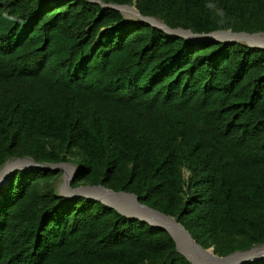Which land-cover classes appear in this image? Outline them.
<instances>
[{"label":"trees","instance_id":"trees-1","mask_svg":"<svg viewBox=\"0 0 264 264\" xmlns=\"http://www.w3.org/2000/svg\"><path fill=\"white\" fill-rule=\"evenodd\" d=\"M101 1L195 33H264V0ZM9 159L71 163V187L133 193L217 256L255 250L264 48L171 37L91 0H0V168ZM61 174L17 170L0 187V264H193L165 228L60 196Z\"/></svg>","mask_w":264,"mask_h":264},{"label":"bare ground","instance_id":"bare-ground-1","mask_svg":"<svg viewBox=\"0 0 264 264\" xmlns=\"http://www.w3.org/2000/svg\"><path fill=\"white\" fill-rule=\"evenodd\" d=\"M174 32L176 33V31H174ZM185 35L188 38H190L191 40L220 39V40H228L229 41L231 39H234V40L235 39H242L244 41L252 43L253 45H262V46H264V38L261 37V36H258L257 34L249 35V34H245V33L236 34V33H232V32H215V33H211V34H208V35H194V34H192L190 32H187V34H185ZM30 163H32L34 165V163H33V161L31 159L17 160V162H15L13 164H9L6 168H3L2 170H0V184L5 179L4 176L6 175L8 170H11V169L15 168V166H18V167H20V166H31ZM68 181H69V177H68ZM67 189H69V188H67ZM86 194H88V196L90 195L91 197H99V198L104 199L106 202H109V203L111 202L113 204H116L121 209H122L124 203L128 204L129 206H131L130 212H126L129 215H133L134 214V212L132 211V208L135 211H140L141 213L143 212V213H146L147 215L149 214L150 216L153 217V221L155 223H158L159 225H163V226L167 227L172 232V234L174 235V237L176 238L178 244L181 247H182L183 244H187L189 246V248L190 249H194L195 252L199 256L200 255H204L206 257H211L212 259H215L218 262L225 263V264H231L232 262H235L237 264H239V263L243 264L241 262L242 259H246L247 257H248V259L252 258L256 254L257 255L258 254H264V245H263V246H260L259 248L255 249V250H253L251 252H247V253L246 252L245 253H239L238 252L239 254L236 253L237 255L234 254V255L226 258V259H218V258H216L215 256L212 255V251H204L202 248H200L198 245H196L193 242V240L180 227V225L176 223V221L174 219H172L170 217H167L165 215H162V214H160L158 212H155L153 210H150V209H148L146 207L140 206L134 200V198L132 196H130V195L114 194V193L108 192L107 190L103 189L102 187H92V188L88 187V189L86 188ZM72 195H74V194L71 193V196ZM123 210H124V208H123ZM254 252H255V254H253ZM192 256H193V253H192ZM241 256H245V258H242Z\"/></svg>","mask_w":264,"mask_h":264},{"label":"water","instance_id":"water-1","mask_svg":"<svg viewBox=\"0 0 264 264\" xmlns=\"http://www.w3.org/2000/svg\"><path fill=\"white\" fill-rule=\"evenodd\" d=\"M91 1H93V2H97V3H100L101 5H103V6L106 7V8H114V9H116V10L121 11L122 13L124 12V8H132V9H134V10L136 11L137 15L140 17V19H141L143 22L148 23V24H151L152 26H155V27H158V28L164 30V31L167 32V33L169 34V36H171V37H183V38H185L186 40H188V41H190V42L211 41V42L234 43V42H236V41H239V42H242V41H240V40H229V41H228V40H220V39H199V40H191V39L187 38V36H185L184 34H175L174 31L182 30V31L190 32V33H192V34H194V35H208V34L215 33V32H232V33H236V34H238V33H245V34H249V35H255V34H262V35H264V33H262V32L248 33V32H233V31H231V30H218V31L210 32V33H195V32H192V31L189 30V29H184V28H171V27L168 26L166 23H164L163 21L158 20V19L155 18V17L144 16V15H142V14L140 13V11L136 8V6H130V5H127V4H124V5H119V4H105V3H103L101 0H91ZM123 14H124V13H123ZM242 43H244V42H242ZM245 44H247L248 46H251V47L264 48V46H262V45H252V44H250V43H245ZM32 161H33V160H32ZM33 163H34V166H33L32 168H18V169H14V170L8 175V177H7V178H6V179L0 184V187L3 186V185L8 181V179H9L12 175L15 174V172H16L17 170H28V171H33L34 169H36V168H38V167H43V168H46V169H52V170L58 171V170L61 169L62 165H67V164H69V163H66V162L57 163V164H49V163L39 164V163H36V162H33ZM76 173H77V170L75 171L73 177H71L72 179L70 178V179H71L70 181H72V180L75 178ZM68 184H69V187H70L72 190H76V189H80V188H86V187H102L103 189L107 190L108 192H111V193H114V194L130 195V196H132V197L134 198V200H135L140 206L146 207V208H148V209H150V210H153V211H155V212H158V213H160V214H162V215H165V216L170 217V218H172V219L175 220V218L172 217V216L166 215V214H164V213H162V212H160V211H158V210H155V209H153V208H150V207H148V206L145 205V204H141V203L139 202V200H138V197H137L135 194H133V193L125 192V191H114V190H112V189H106V188L103 187L102 185H84V186H78V187H71L70 182H68ZM59 195H60V196L67 197V198H69V199H76L77 197H80V196H84V197H86V198L96 199V200H99V201L103 202L104 204H106V205H108V206H110V207L115 208L117 211H119L120 213H122L123 215H125V216H127V217H129V218H138L139 220H141V221H143V222H148V220H147L146 218H144V217H142V216H139V215H129V214L125 213L124 211H122V210H121L116 204H113V203H111V202H110V203H109V202H106L104 199L99 198V197H91V196H88V195H85V194H76V195H73V196H68V195H66V194H62V193H60ZM175 221H176V220H175ZM176 223L179 224L178 222H176ZM179 225H180V227L185 231V233H186V234H187V235L193 240V242H194L196 245H198V246H199L200 248H202L204 251H212L213 254H214V249H213V247L208 248V249L203 248L200 244H198V243L196 242V240L192 237V235L189 233V231H187V230H186L181 224H179ZM151 226L163 227V228H165L166 230H168L169 233L172 235V237H173V238L175 239V241H176V246H177L178 251H180L182 254H184V255H185V256H186V257H187V258H188L193 264H196L195 261L192 260V259L186 254V252H184L183 250L180 249L179 244H178L176 238L174 237V235L172 234V232H171L167 227H165V226H163V225H156V224H153V223H151ZM251 250H253V249H250V250H247V251H243V252H248V251H251ZM238 252H240V251H236V252L231 253V254H229V255H227V256H225V257H220V256H217V255H215V254H214V255H215V257L218 258V259H226V258H228V257H230V256H232V255H234V254H236V253H238ZM259 259H261V258H259ZM259 259H254V260L246 261V262L243 263V264H246V263H248V262H254V261H257V260H259Z\"/></svg>","mask_w":264,"mask_h":264},{"label":"rangeland","instance_id":"rangeland-1","mask_svg":"<svg viewBox=\"0 0 264 264\" xmlns=\"http://www.w3.org/2000/svg\"><path fill=\"white\" fill-rule=\"evenodd\" d=\"M124 15L128 18V19H130V20H133V21H136V20H139L140 19V17L137 15V13H136V11L134 10V9H132V8H124ZM175 33V32H174ZM175 34H187V32L186 31H182V30H177L176 31V33ZM258 36H261V37H263L264 38V35H262V34H257ZM186 36V35H185ZM188 38V37H187ZM190 39V38H189ZM231 40H234V39H231ZM235 40H240V41H242V42H244V43H249V42H247V41H244V40H242V39H235ZM250 44H252V43H250ZM253 45V44H252ZM9 162V163H8ZM15 162H17V160H14V159H9L6 163H5V165L3 166V167H1L0 168V170H2L3 168H6L9 164H13V163H15ZM31 164V166H20V167H18V166H15V168H13V169H11V170H8L7 171V173H6V175L4 176L5 177V179L8 177V175L14 170V169H18V168H32L34 165L32 164V163H30ZM77 170V168H76V166L75 165H73V164H71V163H69V164H67V165H62V167H61V169L59 170V171H61L62 172V174H61V177L59 178V180H58V183L56 184V189H57V191H58V193L60 194V193H62V194H66V195H68V196H71V193H73L74 195H76V194H85V195H88V194H86V188L88 189V187H86V188H80V189H76V190H72L70 187H69V184H68V182H70V185H71V177H73V175H74V173H75V171ZM68 177H69V181H68ZM71 178V179H70ZM4 179V180H5ZM3 180V181H4ZM2 181V182H3ZM68 181V182H67ZM80 186H84V185H80ZM67 188H69V189H67ZM89 188H92V187H89ZM69 190V191H68ZM73 196V195H72ZM90 196V195H89ZM126 207V208H125ZM123 208H124V210H123ZM121 209V208H120ZM130 209H131V206H129L128 204H123V207H122V211H124L125 213L126 212H130ZM132 211L134 212V214L133 215H139V216H142V217H144V218H146L147 220H148V222L147 223H149L150 225H151V223H154V224H156V225H159L158 223H155L154 221H153V217L152 216H150L149 214L147 215L146 213H141L140 211H135L133 208H132ZM137 212V213H136ZM179 247H180V249L181 250H183L184 252H186V254L192 259V260H194L195 261V263L196 264H225V263H221V262H218L217 260H215V259H212L211 257H206V256H204V255H198L196 252H195V250L194 249H190L189 248V246L187 245V244H183L182 245V247L179 245ZM184 247V248H183ZM187 248V249H186ZM194 250V251H193ZM190 251V252H189ZM192 253H193V256H192ZM237 254H239V253H237ZM237 254H235V255H237ZM253 254H255V252L253 253ZM212 255L213 256H215L214 254H213V252H212ZM242 258H245V256H241ZM262 257H264V254H256L254 257H252V258H249L248 259V257L246 258V259H242V263H244L245 261H250V260H254V259H259V258H262ZM231 264H237V263H235V262H232ZM239 264H241V263H239Z\"/></svg>","mask_w":264,"mask_h":264}]
</instances>
